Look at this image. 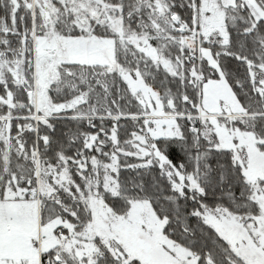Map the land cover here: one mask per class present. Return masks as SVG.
<instances>
[{"label": "snow or ice", "instance_id": "obj_1", "mask_svg": "<svg viewBox=\"0 0 264 264\" xmlns=\"http://www.w3.org/2000/svg\"><path fill=\"white\" fill-rule=\"evenodd\" d=\"M0 264H264V0H0Z\"/></svg>", "mask_w": 264, "mask_h": 264}]
</instances>
